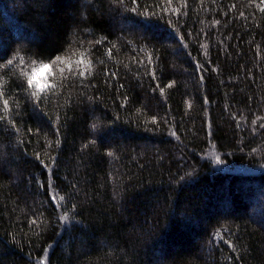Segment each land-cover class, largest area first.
<instances>
[{
    "label": "trees",
    "instance_id": "obj_1",
    "mask_svg": "<svg viewBox=\"0 0 264 264\" xmlns=\"http://www.w3.org/2000/svg\"><path fill=\"white\" fill-rule=\"evenodd\" d=\"M0 117V264H264L261 0H0Z\"/></svg>",
    "mask_w": 264,
    "mask_h": 264
},
{
    "label": "snow or ice",
    "instance_id": "obj_2",
    "mask_svg": "<svg viewBox=\"0 0 264 264\" xmlns=\"http://www.w3.org/2000/svg\"><path fill=\"white\" fill-rule=\"evenodd\" d=\"M171 2V0H169V3ZM262 3H264V0H261ZM84 54L82 53L80 58L75 62L77 64L80 65H84L85 66V70L90 71V61H85L83 58ZM57 61H59L60 64H63L66 68H68L69 70L72 69V64L70 62H68V60L65 57H57L55 61H53L52 63L55 64ZM9 63H11V61H9ZM37 62L33 61V64H36ZM61 73L64 72V68H60L59 69ZM52 71H51V65L48 63H39V65L37 67H33L31 70V73H25L26 77H27V84L29 89H35L32 92V95L34 97H38L40 95V93L44 92L46 89L48 88H54L55 84L49 85L48 83H46L47 81V76L48 75H52ZM80 75H84V71L80 72ZM4 104V110L7 111L8 108V101L5 99L3 101ZM2 118V117H0Z\"/></svg>",
    "mask_w": 264,
    "mask_h": 264
}]
</instances>
